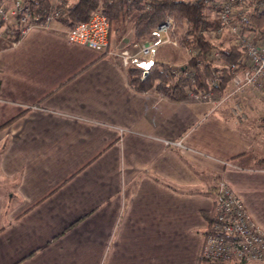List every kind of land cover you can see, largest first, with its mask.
Segmentation results:
<instances>
[{
	"label": "crops",
	"instance_id": "0c3cea01",
	"mask_svg": "<svg viewBox=\"0 0 264 264\" xmlns=\"http://www.w3.org/2000/svg\"><path fill=\"white\" fill-rule=\"evenodd\" d=\"M126 39L103 53L39 27L0 36V124L16 116L0 130V264H198L219 181L264 228L248 124L226 101L136 91L111 48Z\"/></svg>",
	"mask_w": 264,
	"mask_h": 264
},
{
	"label": "built area",
	"instance_id": "2783aa9c",
	"mask_svg": "<svg viewBox=\"0 0 264 264\" xmlns=\"http://www.w3.org/2000/svg\"><path fill=\"white\" fill-rule=\"evenodd\" d=\"M49 1L50 9L41 15L32 12L26 0H0V36L15 41L29 29L42 27L58 33L68 42L103 53L111 52L109 20L100 8L92 11L88 19L69 25L60 20L62 11L54 0ZM203 1L209 5L218 22L217 29L210 33L230 34L243 52L242 67L230 80L233 92L241 93L251 87L264 96V21L260 24L256 22V19L264 17V0ZM171 26V19L168 18L158 26L157 38L134 42L131 46L121 48L118 55L123 65H129L130 60L138 54H150L157 46L167 42ZM213 56H218L217 50ZM187 68L186 64L179 68L173 67L171 71L179 74ZM217 93L212 89L205 93L190 91L189 96L210 99L215 103L224 102L226 97L222 94L217 96ZM231 111L236 117L243 118L240 101L233 102ZM166 143L180 144V141ZM212 212V220L207 222L203 235L200 254L210 258H231L238 262L264 264V228L253 220L243 200L223 181L217 184Z\"/></svg>",
	"mask_w": 264,
	"mask_h": 264
},
{
	"label": "trees",
	"instance_id": "16d2710c",
	"mask_svg": "<svg viewBox=\"0 0 264 264\" xmlns=\"http://www.w3.org/2000/svg\"><path fill=\"white\" fill-rule=\"evenodd\" d=\"M26 5L32 12L45 15L51 3L49 0H26ZM57 7L62 11L60 20L69 25L88 19L92 11L100 8L109 20V40L112 32L121 34L130 21L131 43L157 38L158 26L171 19L170 36L190 51L188 68L175 74L168 64L157 60L147 67L130 63L125 69L128 82L139 92L155 90L175 100L186 98L190 91L205 93L212 89L222 93L229 86L233 74L242 67L243 52L237 44L223 47L207 35L217 29L218 22L203 0H59ZM263 21V16L256 19L258 24ZM215 50L218 56H213ZM144 70H147L146 74ZM15 118L0 124V130ZM256 162L264 167V155L256 156ZM202 214L210 223L212 210L202 211ZM198 264L257 263L200 254Z\"/></svg>",
	"mask_w": 264,
	"mask_h": 264
},
{
	"label": "rangeland",
	"instance_id": "374dc122",
	"mask_svg": "<svg viewBox=\"0 0 264 264\" xmlns=\"http://www.w3.org/2000/svg\"><path fill=\"white\" fill-rule=\"evenodd\" d=\"M58 1L54 0L56 6ZM121 35L127 36L128 40L126 39L127 41H125L126 42L125 44L118 46L115 45L111 46V48H114L113 50H117V52H119L121 48L125 46H131L132 44L130 42V37H131L130 21L126 24L121 34H116L115 32H112L111 37L114 40H116V38L118 37L120 38ZM207 35L212 39L213 42L218 43L220 44V46L223 47H228L231 44H235L230 34L218 35L216 32L215 33L208 32ZM168 36H169V40L157 46L152 53L143 56L138 54L137 56H135L138 59H142L141 65L147 67L153 60L165 62L170 66V69H172L173 67L179 68V66L187 64V59L190 55V51L186 48H183L176 42V40L172 39V37L170 36V31ZM233 88L234 87L230 82L229 86L226 88L224 92L221 93L216 91L218 92L216 95L218 96L222 94L224 97H226L225 101L230 105V111L233 102L236 100L240 101L241 106L243 108V118L236 117V114H233L232 111L231 114L235 118H237V120L239 121L243 120V123L245 122L248 124V127L255 138V149H254L255 154L257 156L264 155V96L258 90L252 89L251 87L245 89L241 93L233 92ZM240 94L243 95V102H241V100L239 99ZM249 94H251L254 97H251V95ZM187 97L193 98V96H189V95ZM247 103L251 104L250 105L251 108L247 107L248 106ZM6 185L9 186L10 185L9 182L3 179L2 177H0V188L4 189Z\"/></svg>",
	"mask_w": 264,
	"mask_h": 264
},
{
	"label": "water",
	"instance_id": "95a60500",
	"mask_svg": "<svg viewBox=\"0 0 264 264\" xmlns=\"http://www.w3.org/2000/svg\"><path fill=\"white\" fill-rule=\"evenodd\" d=\"M147 70H144V74H146Z\"/></svg>",
	"mask_w": 264,
	"mask_h": 264
}]
</instances>
